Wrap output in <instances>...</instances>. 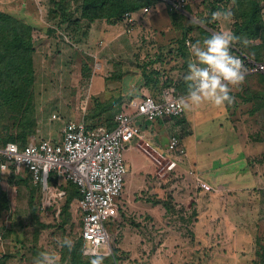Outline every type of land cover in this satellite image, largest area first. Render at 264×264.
<instances>
[{"label":"rangeland","instance_id":"1","mask_svg":"<svg viewBox=\"0 0 264 264\" xmlns=\"http://www.w3.org/2000/svg\"><path fill=\"white\" fill-rule=\"evenodd\" d=\"M10 1L18 8L21 0ZM232 1L192 0L190 7H186L196 14L195 20L206 21L213 30L233 32L234 16L231 22L212 19L214 12H232ZM4 2L0 0V7H7L8 2ZM212 4L219 7L209 14ZM261 4L264 23V0ZM73 15L77 17L78 11L74 10ZM138 18L131 38L141 43L145 54V47L148 52L150 47L159 45L152 44L155 40L151 35L153 28L147 24L145 15ZM197 30L195 28L193 33L196 37L199 36ZM254 42L258 43L257 39ZM261 51L264 59V49ZM248 54L253 55V52ZM90 58L83 53L82 46L76 50L62 49L58 55L56 51L51 52L46 56V63H41L35 54V126L26 142L46 135L58 140L63 122L79 117L80 108L84 106L80 102L85 100L89 89L95 91L99 83V70H90L88 78L81 67ZM97 62H91L93 67L104 63ZM128 91L131 92L129 87ZM143 91L139 87L137 95ZM174 92L181 94V90ZM91 102L86 110H108L106 104ZM240 104V99L234 97L233 103L228 105L233 113L231 116L230 111L228 115L225 113L227 117L222 115L225 118H211L215 111L210 102L193 105L171 120L165 118V128L156 135L161 144L157 149L167 156L164 146L172 134L178 136L183 148L180 155L176 154L177 163L172 168L164 165L166 156H158L160 162L153 166L147 161L153 155L147 151H142L147 162L136 157L138 154L134 156L138 153L136 150L124 151L125 184L117 201L115 219L108 226L114 254L108 256L112 264L115 261L129 264H260L264 260V132L257 133L260 124H264V112L248 118L246 107ZM18 114V110L12 115L6 107L0 106V140L17 131L12 118ZM157 120L151 123L154 127ZM149 124L150 121L145 123L147 129ZM135 157L144 162L145 168L139 167L137 171L131 168L130 162ZM191 168H195L203 184L198 183ZM22 179L26 182L8 174L0 180V254H8L0 264H36L40 252L61 256L63 250L59 244L82 242L75 198L67 207V216L57 215L51 209L42 212L36 207L33 183ZM37 191L40 195L39 189ZM164 203L170 207L166 209ZM64 204L65 198L58 201L60 211ZM11 227L14 232L8 233L6 229Z\"/></svg>","mask_w":264,"mask_h":264},{"label":"crops","instance_id":"2","mask_svg":"<svg viewBox=\"0 0 264 264\" xmlns=\"http://www.w3.org/2000/svg\"><path fill=\"white\" fill-rule=\"evenodd\" d=\"M4 1V4L8 2V5L7 7H0L1 10L14 15L32 26L34 59L36 54L40 57L41 63H46V56L49 57L51 52L54 53L56 51L58 55L62 49L67 50L70 48L76 50L81 46L83 53L91 57L88 59L87 64L83 63L81 67L86 71L88 78L90 74L87 73H89L90 70L100 71L97 76L99 81L98 85H96L97 88L93 92L89 89L85 100L80 102L84 104V106L80 104V109L82 110H80L79 117L76 120H65L64 122L83 121L89 127L94 128L104 127L109 129L111 128L109 127L110 122L113 127L115 114L121 110H125L126 112L133 111L135 107L132 103L137 102L143 96L148 95L158 101L160 100L163 89L173 88L174 91L177 90V86L183 81L184 76L187 75L188 62L194 59L190 56L189 49L191 45L198 41L202 44L204 39L209 38L207 36H201L200 27L209 31L210 34L217 33V31L212 28L203 25L202 20H195L196 14L192 13L190 8H187L190 7L192 0H186L183 6L178 3V0H152V3L147 5V12L142 14L145 15L149 27L153 28L151 35L155 40L152 41V44L154 46H159L155 48L150 47V50L148 48V52L145 47L146 52L144 54L143 49L140 47L142 46L141 43L131 38V34L135 31L133 27L139 23V18L131 30H128L123 18L114 22H108L104 18H97L92 21L81 18L77 25L80 26L77 27L73 24L74 21L62 22L59 16L52 14L51 9H53V6L49 3V0L48 2H45V0H21L19 1L18 8L13 7L11 5L12 3L10 4V0ZM195 28L199 31V36L197 37L193 34ZM94 48L97 50L93 53L91 50L93 51ZM141 57H143V60H141ZM93 61L104 62L103 65L105 64V66L98 64L93 67L91 64ZM106 66H109L108 70ZM104 70L107 71V74H103L102 76ZM89 87H91L90 79ZM128 87L131 89V92H129L130 90L128 91ZM139 87L144 91L138 96ZM230 87V95L240 99L241 104L239 106L246 107L245 113L248 118H252L254 115H257V117L261 116V113L264 112V73L245 75V80L241 85ZM187 94L188 93H181L176 95L182 98L186 97ZM91 101L99 103L101 106L106 104L108 110H97L95 108H93L94 112H92L93 110H86V105H90L92 103ZM210 107L214 108L213 110L215 111V114L211 116L213 120L222 115L227 117L225 113L228 115L230 111L228 104H225L223 107H216L210 103ZM206 109L207 106L203 111ZM110 110L111 114L109 115ZM229 113V116H231L233 111ZM56 118L58 117L56 116ZM165 121V119L157 120L158 124L156 127H154L151 124L152 121H150L148 129L145 126V123L148 121H141V138L129 142L126 150H136L138 153L135 152L134 156L138 154L136 157H141V159H144L142 151L145 150L149 155H153V158L147 161H151L150 163L153 166L157 165V161L159 160L158 156H161V158L166 156V153L163 155L156 147L160 144V142L157 141L156 135L160 134L162 128H165L163 124ZM142 123L144 124L142 125ZM260 130L264 132V124H260V129L257 133H259ZM43 138L52 139L51 136L47 135L43 136ZM167 144L164 146L165 152ZM152 152H155L156 155ZM136 157L133 162H130L131 168L133 166V170L136 171L139 170L137 169L139 167L145 168V166H143L144 162L137 161ZM262 163H264V161ZM191 169L198 183L200 182L203 184L204 182L197 176L195 168ZM4 171L8 172L4 174ZM11 171V169L1 171L0 180L2 176L12 174L15 180L26 182V179L22 178H27L31 181L30 176L26 172H23V175L18 177ZM54 183L55 178L52 176L48 179V184L54 185ZM68 184L71 183L62 186L65 190V194L60 199L66 198V187ZM34 187V200H36V207L39 209L44 196V189L42 185H34ZM209 188L213 189L212 186H209ZM37 189H39L40 195H38ZM73 198H75L77 207L78 196ZM60 199H57L56 203L48 208L57 215L60 213V208L57 205Z\"/></svg>","mask_w":264,"mask_h":264},{"label":"built area","instance_id":"3","mask_svg":"<svg viewBox=\"0 0 264 264\" xmlns=\"http://www.w3.org/2000/svg\"><path fill=\"white\" fill-rule=\"evenodd\" d=\"M178 3L183 6L186 0H178ZM147 10L146 6L139 11H126L123 14L128 30L135 25L138 16ZM231 52L243 59L246 75L264 73V60L256 61L237 50ZM180 99L173 88H165L160 100L142 97L132 103L135 107L133 111L117 112L114 125L109 129L89 127L83 121H66L58 140L32 139L24 146L12 141L5 142L0 145V172L11 169L18 177L26 172L33 185H42L44 196L39 206L42 212L64 196V184L75 185L78 191L82 253L96 247L99 241L98 251L101 254L110 250L114 255L108 226L115 219L117 201L124 186V151L129 142L141 138L139 122L181 116L184 110H178L177 107ZM53 117L56 118L55 115ZM166 152L168 155L163 158L167 162L164 165L169 169L177 163L176 154L183 152L177 135L169 137ZM52 176L55 183L49 185L48 179ZM114 264L129 262L115 261Z\"/></svg>","mask_w":264,"mask_h":264},{"label":"trees","instance_id":"4","mask_svg":"<svg viewBox=\"0 0 264 264\" xmlns=\"http://www.w3.org/2000/svg\"><path fill=\"white\" fill-rule=\"evenodd\" d=\"M262 1H232V13L234 18H236L233 33L240 39L238 43L234 44L231 51H240L256 61L264 60L261 51L264 49V23L261 15ZM49 3L53 6V9H51L52 14L59 16L62 22H70L72 20L74 21L72 23L77 26L81 18H85L88 21L97 18H104L108 22L121 20L126 11H139L143 7L150 5L152 0H49ZM73 3H75L74 6H72ZM217 7L219 6L212 4L209 14ZM74 10L78 11L79 17H74ZM202 23L212 28L206 21L202 20ZM32 30L33 28L30 24L0 9V106L6 107L12 115L16 110L19 111V114L12 118L17 131L2 138L0 140L1 145L12 141L19 146H24L27 144L28 135L34 131L33 80L35 70L32 57L34 53ZM200 34L203 37L212 35L201 27ZM244 39L247 43H245ZM256 39L258 43L254 42ZM249 51L253 52V55L248 54ZM177 90H181L180 93H187V82L184 79L177 86ZM109 127H112L111 122ZM66 188L65 204L59 213L62 216L64 214L68 215L67 207L70 201L73 197L78 196L75 185L68 184ZM164 205L166 209L170 207L167 203H164ZM5 206H7V202ZM6 231L8 233L14 232L12 227L6 229ZM32 248L34 249V247ZM41 253L36 256L37 260H39ZM7 257V253L0 254V263ZM262 257H264V254ZM90 259V257H86L82 253V242L80 243L79 241L73 243L71 253L65 250L62 251L57 264H89ZM104 264H112L109 256H106ZM260 264H264L263 259Z\"/></svg>","mask_w":264,"mask_h":264},{"label":"clouds","instance_id":"5","mask_svg":"<svg viewBox=\"0 0 264 264\" xmlns=\"http://www.w3.org/2000/svg\"><path fill=\"white\" fill-rule=\"evenodd\" d=\"M232 16L231 10L212 13L213 20L223 18L231 22ZM239 39L232 31L225 30L212 34L204 39L202 44L198 41L191 45L190 56L194 59L188 62V72L184 76L188 94L178 101V110H190L193 105L198 106L204 102H210L216 107L233 103L234 97L230 95V86L241 85L247 72L241 56L233 55L231 52ZM58 247L71 253L73 244L64 242ZM98 247L99 241L96 242V247L83 252L85 256L91 258L89 264H104L106 256L111 254L110 250L101 254ZM59 259V254L45 251L41 253L36 264H57Z\"/></svg>","mask_w":264,"mask_h":264}]
</instances>
